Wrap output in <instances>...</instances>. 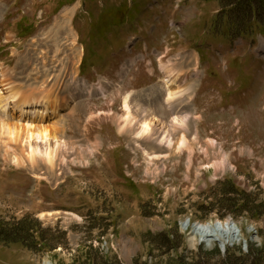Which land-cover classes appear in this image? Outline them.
Segmentation results:
<instances>
[{"label": "rangeland", "instance_id": "rangeland-1", "mask_svg": "<svg viewBox=\"0 0 264 264\" xmlns=\"http://www.w3.org/2000/svg\"><path fill=\"white\" fill-rule=\"evenodd\" d=\"M75 1L0 0V75L25 91H42L47 81L74 97L58 118L68 150L54 172L41 161L34 170L15 167L0 148V218L17 229L38 227L25 243L0 240V264H264L262 35L263 43L237 39L225 55L223 0H142L134 22L103 35L108 9L133 0ZM22 18L36 29L27 38L18 37ZM71 39L84 44L83 74ZM190 48L207 62L198 70ZM170 58L188 73L184 87H198L197 73L205 81L181 110L192 119L179 154L159 145L160 134L120 135L116 121L131 95L177 144L183 130H173L161 101L151 102L163 95L160 62ZM229 220L244 235L240 243L192 244L189 226Z\"/></svg>", "mask_w": 264, "mask_h": 264}, {"label": "bare ground", "instance_id": "bare-ground-1", "mask_svg": "<svg viewBox=\"0 0 264 264\" xmlns=\"http://www.w3.org/2000/svg\"><path fill=\"white\" fill-rule=\"evenodd\" d=\"M55 34L57 35V33ZM71 40L73 42L69 46L72 47V51L76 52V55H74L77 57L76 65H78L83 54L81 49L77 48L76 39ZM160 68L164 75L161 88L163 95L158 94L157 99H152L151 102L161 101L164 112L171 115L175 109L184 104L187 96L186 91L194 84H188L184 87L183 82L187 71L184 72L185 69L179 68L176 63L174 65L170 62H162ZM23 86L12 82L10 76L5 75V73L0 75V148L3 149L5 158H8L15 167H28L34 170L38 168L39 161H41L44 166L54 172L58 160L64 162V152L68 150L62 140L63 132L59 128L58 118L61 111L63 112L64 109L71 106L74 101L73 94L69 93L68 96L61 97L58 87H50L47 81L42 82V91L34 89L33 91H25ZM101 90L104 91L103 87ZM159 97L161 98L158 99ZM132 102L131 95L123 99L125 115L123 114V117L116 120L120 135L133 131L134 134L132 135H136L140 140L142 138L153 140L155 136L160 134L159 145L166 146L168 149L172 148L178 154L182 148L189 146L186 136V131L189 128V118L184 112H177L172 117L173 130H183L182 138L174 145L171 134L173 131L167 129L159 118L152 116V113H149L152 116L151 119L147 117L146 107L143 109V106H139L138 103L133 106ZM155 105H158V103L155 102ZM134 107L141 111L139 113L142 114V118L137 117ZM55 119L57 121L52 122ZM144 154L150 156L149 153ZM150 157H153L152 160L161 158L156 154ZM249 228L250 232H254V227ZM187 229H191L192 244L198 241L207 243L209 246L219 243L224 248L229 244L236 245L244 240L243 233L239 230L237 224L231 220L224 223L196 224L189 226Z\"/></svg>", "mask_w": 264, "mask_h": 264}, {"label": "trees", "instance_id": "trees-1", "mask_svg": "<svg viewBox=\"0 0 264 264\" xmlns=\"http://www.w3.org/2000/svg\"><path fill=\"white\" fill-rule=\"evenodd\" d=\"M229 3L232 4L233 7L230 8L228 6ZM222 5L224 6V9L222 10L224 15L222 17L225 19L223 21H218L225 22L226 27H228L227 34L231 38L243 35L249 36L251 33H256L257 29H264V25L262 23V21L264 22V17L261 18L264 15V0H232V2H230V0H223ZM108 10V16L111 21L107 25L103 35L114 28L122 27L126 23L127 19L132 17L131 10L127 6L114 7ZM113 13L116 14L114 15ZM257 15L259 18H257ZM113 17H116V19ZM257 25V28L254 27ZM18 31L20 37H28L34 32V26L27 20L22 21L18 25ZM86 64L87 61L85 57L83 68H85ZM237 190L240 191L239 188H237ZM237 190L232 189L233 192L241 194V192H238ZM16 226L17 225L8 224V222L0 218V240L8 242L12 239H19V241L25 243V238H29V235L37 236V234L34 235L35 232L38 231L37 225L31 224L27 229L24 226L17 229ZM33 245L36 246L37 243H33L32 246Z\"/></svg>", "mask_w": 264, "mask_h": 264}]
</instances>
